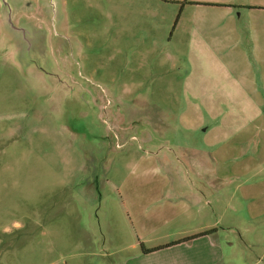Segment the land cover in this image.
Listing matches in <instances>:
<instances>
[{"label":"rangeland","instance_id":"rangeland-1","mask_svg":"<svg viewBox=\"0 0 264 264\" xmlns=\"http://www.w3.org/2000/svg\"><path fill=\"white\" fill-rule=\"evenodd\" d=\"M189 2L0 0V264H123L213 222L156 221L152 199L174 184L183 197ZM257 222L222 231L236 249L258 241L248 260L264 248Z\"/></svg>","mask_w":264,"mask_h":264},{"label":"crops","instance_id":"crops-1","mask_svg":"<svg viewBox=\"0 0 264 264\" xmlns=\"http://www.w3.org/2000/svg\"><path fill=\"white\" fill-rule=\"evenodd\" d=\"M185 6L189 19L183 20L178 35L186 48L181 87L188 112L186 133L173 141L188 153L180 163L185 172L183 197L177 196L174 184L165 192L158 187L152 199L162 203L156 221L168 223L185 214L191 220L213 222L197 228L209 231L206 234L151 252L140 250L123 264H264V248L248 260L257 240L236 249L234 240H225L222 233L236 231L241 236L232 221L246 219L262 221L253 223L247 230L250 235L264 234V165L260 162L264 136L254 131L264 121V3L190 0ZM193 130L197 133L190 134ZM206 149L218 155L216 164H206ZM258 155L262 158L255 160ZM227 157L234 162L224 164ZM181 167L172 166L169 172ZM178 198H183L180 207L174 202ZM224 220L231 222L224 224ZM150 222L154 223V215ZM224 242L229 245L224 247Z\"/></svg>","mask_w":264,"mask_h":264},{"label":"trees","instance_id":"trees-1","mask_svg":"<svg viewBox=\"0 0 264 264\" xmlns=\"http://www.w3.org/2000/svg\"><path fill=\"white\" fill-rule=\"evenodd\" d=\"M209 231H204V232H202V233H199V234H206V233H208ZM199 234H196V235H193V236H190V237H187L186 239H184V241L185 240H189L190 238H193V237H195V236H197V235H199ZM148 250H145V252H147Z\"/></svg>","mask_w":264,"mask_h":264}]
</instances>
